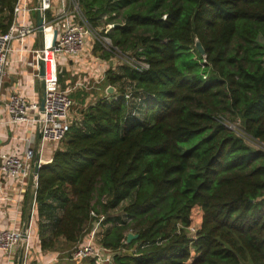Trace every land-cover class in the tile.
<instances>
[{
	"label": "trees",
	"instance_id": "1",
	"mask_svg": "<svg viewBox=\"0 0 264 264\" xmlns=\"http://www.w3.org/2000/svg\"><path fill=\"white\" fill-rule=\"evenodd\" d=\"M17 1L0 0L2 32ZM77 2L94 32L149 67L110 66V98L70 92L71 128L35 189L42 250L60 253L53 264H264V0ZM93 52L116 56L102 40ZM100 218L112 262L74 259Z\"/></svg>",
	"mask_w": 264,
	"mask_h": 264
},
{
	"label": "built area",
	"instance_id": "2",
	"mask_svg": "<svg viewBox=\"0 0 264 264\" xmlns=\"http://www.w3.org/2000/svg\"><path fill=\"white\" fill-rule=\"evenodd\" d=\"M58 7L54 8V0H40L39 4L30 7V0H18L14 6V20L8 31L0 30V106L3 105L7 110V120L10 125L27 126L29 128L28 136L24 140L21 148L13 151L0 150V182L18 183L19 194L28 184L30 178L33 180V186H38V176L34 174V164L36 154L40 155V165L44 154L48 148H58L71 128V107L73 100L68 92L64 91L58 81L57 57L64 55L67 57H77L81 55L93 35L96 32L84 19L77 0H58ZM41 11L44 15L45 30L47 26H53L58 31L55 45L45 44L42 48L33 51V58L27 62L30 67L38 70L39 60L45 62V105L41 108V102L33 100L19 92L10 93L7 98L3 97L2 87L4 81L9 76L8 65L10 63L11 54L14 51L16 43L22 44L32 34L38 31V26L28 20V14L31 10ZM52 10V18H46V12ZM104 46L107 49H114L116 55L128 64H131L141 70L147 69L149 64L142 59L123 54L118 48L112 46V42L108 37H101ZM107 41V43L105 42ZM38 75V74H37ZM40 75V74H39ZM41 77V76H40ZM42 79V78H41ZM126 98H132V92H126ZM0 118V124L3 123ZM41 134V139L36 141V137ZM37 203L34 200L31 212L25 218L23 224L29 221V229L27 237L22 234L23 224L6 228L1 223L0 212V264H19V257L22 253L21 264H31L33 259V241H32V225L33 215ZM21 211L20 208L17 212ZM96 215L95 213H93ZM31 215V218H29ZM23 217V211H22ZM25 217V216H24ZM30 219V220H29ZM16 219L13 221L15 222ZM100 218L98 223H100ZM97 241L80 242L72 250L71 256L74 259L98 257L104 262H112V256L103 258L104 250ZM53 258L48 264H53L59 257ZM2 258V261H1ZM4 260V261H3Z\"/></svg>",
	"mask_w": 264,
	"mask_h": 264
},
{
	"label": "crops",
	"instance_id": "3",
	"mask_svg": "<svg viewBox=\"0 0 264 264\" xmlns=\"http://www.w3.org/2000/svg\"><path fill=\"white\" fill-rule=\"evenodd\" d=\"M40 0H30V7L38 5ZM58 0H54V8L58 7ZM28 20L32 23L37 24L38 20V11L31 10L28 14ZM1 21V19H0ZM53 26L50 24L47 26L46 32L37 31L35 34H32L25 42L22 44L16 43L14 45V51L11 54L10 63L8 65L9 76L4 81L2 87V94L4 98H7L10 93L19 92L25 96L41 102L42 95V79L39 75V70L35 67H30L27 65V62L33 58V51L42 48L45 44L53 41ZM92 42L89 41L85 51L77 57H57V61L61 64V70H65L68 73L66 77L65 85H68L67 88H62L64 91L70 92L72 90L88 89V84L92 81V76H75L79 73L80 67L83 69H89L92 73ZM87 53H89L87 57ZM99 65H101L100 76H95L94 84L98 89L97 95L102 97L110 98V95L107 93V87L112 85L109 83L106 78V71L110 66H117L113 61V58L110 61L98 59ZM90 62V63H88ZM38 74V75H37ZM87 83V84H85ZM120 85L114 86L116 89ZM115 89V91H116ZM0 118L3 119V123L0 124V150L13 151L19 149L23 146L25 138L28 136L29 128L27 126L19 125H10L5 121L7 120V110L6 107L0 106ZM39 135L36 137L38 141ZM57 149V148H56ZM56 150L48 148L44 154L43 160L41 163H47L51 160L54 152ZM46 159V160H45ZM18 183H10L1 180L0 182V212H1V223L4 227L10 228L17 225L23 224L25 219V210L28 204V199H31V204L35 200V188L33 186V180L30 178L28 184L22 189V194H19V188H16ZM20 208V212L17 209ZM23 211V217H22ZM37 207L33 215V225L31 228L32 231V241H33V259L31 264H48L50 260L57 257L58 253L50 250H42L40 245L39 238V227H38V216H37ZM14 219L15 222L13 221ZM101 223V222H100ZM96 223L93 230L85 235L82 239V242L94 241L99 238V233L101 231V224ZM2 261V258H1ZM4 261V260H3Z\"/></svg>",
	"mask_w": 264,
	"mask_h": 264
},
{
	"label": "water",
	"instance_id": "4",
	"mask_svg": "<svg viewBox=\"0 0 264 264\" xmlns=\"http://www.w3.org/2000/svg\"><path fill=\"white\" fill-rule=\"evenodd\" d=\"M37 26H38V30L39 31L44 32V30H45V22H44V15H43V13L41 11H38ZM57 35H58V31L55 29L54 30V38H53V41H52L53 45H55V43H56ZM194 41H195V47L197 48V50L202 55H205L206 54V50H205V48L203 46V43L200 40V38L196 36ZM39 67H40L39 74H40V76L42 78L41 108L44 109V105H45V80L43 79V76L45 75V62H44V60H42V59L39 60ZM106 90H107L108 94H112V93L115 92V87L113 85H110V86L107 87ZM39 138H41V134H39ZM41 166L42 165H40V155L36 154L34 170H33L35 175H37V176L39 175ZM29 218H31V215H29ZM28 229H29V221H26L23 224V228H22V234H23L24 238L27 237ZM138 236H139L138 233L129 232L127 234L126 242L130 243L132 240L138 238ZM21 262H22V253H21L20 257H19V262L18 263L21 264Z\"/></svg>",
	"mask_w": 264,
	"mask_h": 264
},
{
	"label": "rangeland",
	"instance_id": "5",
	"mask_svg": "<svg viewBox=\"0 0 264 264\" xmlns=\"http://www.w3.org/2000/svg\"><path fill=\"white\" fill-rule=\"evenodd\" d=\"M95 34H96V36L93 35V37L91 39V42H92V51H91L92 52V57L90 56V58H91L90 61H92V73H91V70L90 69L88 71V69H83V68L80 67L79 73L76 74L75 76H92V81L90 82V84H88V89L87 90L90 91V92L97 93L98 92V89H97L96 86L98 84L97 83L94 84V80H95V76H100V73H101V65H99V63H98L99 62L98 59H101V58H99L98 56H96L94 54V52H93V46H94L95 40L101 39V36H99L97 32ZM105 42L107 43L106 40H105ZM86 55L88 57L89 53H87ZM118 55H121V54L118 53ZM118 55H116L115 57H113V61L115 62V65H119L123 61L122 58H120ZM59 56L66 57L64 55H59ZM88 63H90V62H88ZM61 67H62L61 64L57 61V69H58V71L60 70ZM85 84H87V83H85ZM72 109L74 110V108H71V112H70L71 118L73 117V110ZM231 127H233L234 129L237 130L238 124L237 123H234V124L231 125ZM248 141L251 144L257 145V142L253 141L250 137H248ZM114 213H116V211ZM201 217H202V212L200 211V209L196 208L194 210V213H193V226H192L191 230H195V227L199 226V224L201 223ZM96 223H97V221H94L92 230H93V228H94V226H95ZM96 243L99 244L98 242H96ZM108 256H111V254L110 253L107 254L106 252H104L103 258H106Z\"/></svg>",
	"mask_w": 264,
	"mask_h": 264
}]
</instances>
